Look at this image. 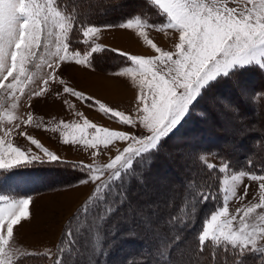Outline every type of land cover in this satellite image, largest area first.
<instances>
[{
  "label": "snow or ice",
  "instance_id": "1",
  "mask_svg": "<svg viewBox=\"0 0 264 264\" xmlns=\"http://www.w3.org/2000/svg\"><path fill=\"white\" fill-rule=\"evenodd\" d=\"M149 2L158 10L159 15L167 18L166 25L152 23L143 14H135L118 25H105L106 28L133 30L134 35L155 53L131 54L120 49H110L134 65L116 75L131 76L133 84H136L137 115H128L103 103L94 102L92 106H98L99 113L110 117L121 127L112 129L98 125L87 117L82 123L60 122L63 128L72 129L70 133L62 134L64 144L81 145L92 150L90 155L93 159L97 149L101 150V154H110L112 150L116 152L103 168L83 162L69 165L82 173L80 185L94 186L86 199V206L95 202L96 208L77 229L88 264H96L94 257L106 255L104 241L116 235L119 224H126L130 228L142 226L153 234L159 254L163 256L167 253L178 238L171 235L174 218L157 221V204L150 202L152 193L137 192L132 185L141 189L148 188L149 177L153 175L151 162L159 157L167 139L216 83L235 79L251 68L264 72V0ZM164 27L178 33L174 51L159 47L148 35L147 29L159 31ZM100 31V26L94 24H74L72 18L64 15L57 6V0H0V92L9 94L13 101L18 99L17 93L25 95V89L34 82L30 66L36 59L44 62L36 67L46 66L49 71L45 73L40 90L27 95H46L54 82L64 85L63 79L58 80L63 68L71 67V62L91 67L89 58L105 51L100 44L90 43ZM79 45H88L89 50L84 51ZM236 83L239 86L238 80ZM63 92L85 102L94 101V98L71 87L65 86ZM242 95L247 93L242 90ZM64 104H68V101H64ZM16 106L13 103L12 107ZM221 106L238 123H242L237 107L228 102H221ZM74 115L83 116L80 112ZM16 120L15 116L8 115L7 123L12 126L0 129V170L10 171L36 164H68L35 136L21 129V123H31V114L20 122ZM252 130L245 127L243 133ZM13 132L18 138L29 142L28 149H22L9 139ZM120 144L125 146L121 149ZM32 146L37 150L35 153ZM198 159L206 170V176L202 179L207 184L217 165L208 162L205 155H200ZM219 159L223 161L219 172H227L229 163L223 157ZM247 163L254 165L251 160ZM109 171L110 175L105 180L103 177ZM122 171L127 173L126 181ZM244 178L251 182L259 181L257 190L260 199L258 203H247L237 208L235 214H232L228 207L230 198L236 197L243 201L249 197L252 184L244 183ZM117 180L121 183L116 184ZM158 183L164 186L168 181L159 177ZM238 185L242 186V195L239 196ZM186 187H191V181ZM222 192L221 206L204 219L198 236L200 245L206 242L225 244L240 254L245 250L262 251L258 247L257 237L264 240V212L257 210L264 209V172L235 171L224 178ZM191 195L205 204L212 199L211 193L198 190L192 191ZM32 203L31 197L9 200L0 196V264H13L12 253L6 249H10L14 239V226L23 227L22 221H31ZM113 217L116 219L113 220ZM66 235L75 236L77 233ZM127 235H134V232L130 231ZM111 243L114 241L109 246ZM53 264H63V261L57 257Z\"/></svg>",
  "mask_w": 264,
  "mask_h": 264
},
{
  "label": "rangeland",
  "instance_id": "2",
  "mask_svg": "<svg viewBox=\"0 0 264 264\" xmlns=\"http://www.w3.org/2000/svg\"><path fill=\"white\" fill-rule=\"evenodd\" d=\"M134 1L135 3L138 2L137 0ZM139 2L141 3L140 0ZM146 2L147 6L143 8L141 4L133 6V9L130 7L131 14L127 18L135 14H143L152 23L166 25L167 18L159 15L158 10L150 4L149 0ZM108 4L111 5L107 6ZM131 4L129 0H57V6L64 15L72 18L74 24L100 26L101 31L92 38L90 43L93 45L100 44L105 51L95 53L89 58L91 67L75 65L74 62H71L72 66L63 68L58 75V80L63 79L65 84L52 83L49 86L50 91L40 97L27 95L32 91L40 90L45 73L49 71L46 66L36 67V65L44 63L36 59L34 64L30 66V74H34V82L25 89V95L17 93L18 99L13 101L9 94L0 92V114H3L0 116V129L12 126L7 123L8 115L15 116L16 122H20L22 119H27V116L31 114L33 120L28 125L21 123L22 130L35 136L45 147L55 152L64 161L73 164L89 163L93 164L94 167L103 168L109 162L110 156L116 155L115 150H112L110 154L107 152L101 154V150L97 149V155L93 159L90 155L92 150L81 145L63 143L62 134L70 133L72 129L63 128L60 122L82 123L83 119L87 117L98 125L119 129L121 126L117 122L99 113L98 106H92L94 102L103 103L128 115H137L135 97L138 88L136 84H133L131 76L116 75L121 70L134 67V65L110 49H120L131 54L154 55L155 53L143 43L142 39L134 35L133 30H124L118 27L109 29L105 27V25H109L108 23H84L89 19L88 17H91L90 15L97 17L98 15L112 16L115 14L114 12L128 9ZM77 5L79 6V17L74 10ZM126 19L110 25H118ZM147 32L159 47L166 51H174V44L178 42V33L175 30L164 27L159 31L147 29ZM131 40L136 42L135 46ZM79 47L84 51L89 50L88 45H79ZM41 55H43V50H41ZM249 70L253 71L252 68ZM106 77L114 78L117 84L121 85V91L107 95L95 88V84L100 81L97 79ZM240 77L239 86L236 85L233 89L225 90L226 93L222 88L216 86L207 91L203 96L204 100H200L201 102L174 131L175 134H171L170 138L167 139L159 157L154 158L151 162L153 175L149 177L148 188L141 189L135 184L132 185L137 192L149 191L152 193L150 202L157 204V221L174 218L175 224L171 229V235L178 238L175 240L176 248L173 246L169 251L176 264H221L220 257L226 258L222 264H229L230 258L234 261L230 264H262L259 257L256 256L260 251L248 252L245 250L243 254H240L225 244L214 245L211 242H206L205 245L201 246L198 239L204 219L220 207L223 202L224 178L239 170L264 172V108L259 107L257 112H263L259 115L250 107V104L243 107V112L239 111L242 123H238L235 117L231 113L225 112L221 106V102H228L238 108L241 89L247 93L245 96L250 101V97H255L256 94L263 92L262 89L264 88H261L260 83L258 87L256 86L254 77L252 79ZM65 86L83 92L86 96L94 98V101L85 102L64 93L63 88ZM220 90L221 92H217ZM64 101H68V104H64ZM13 103L17 105L15 108L12 107ZM76 112L82 113L83 116L76 117L74 115ZM245 127L253 128V130L244 134L243 129ZM192 128L196 129L192 130ZM210 132L219 134L218 137L220 138L216 139L217 142L227 143L223 144L222 148L211 147L216 149L215 151L208 149L210 146L201 138L208 137ZM9 139L14 144L21 146L22 149H28L30 146L25 139L18 138L15 132ZM124 146V144L119 145L121 149ZM231 148L238 154L236 155L230 150ZM32 151L33 153L37 151L34 146H32ZM209 153L211 155H207ZM40 154L42 155V153ZM200 155H205L208 162L217 165V169L208 178L207 184L202 179L206 176V170L203 163L198 159ZM220 157H223L230 165L227 172H219V167L223 163L219 159ZM249 160L253 161L254 165H249L247 163ZM135 163L136 161H134V165ZM110 171L105 173L103 177L105 180L108 179ZM5 172L7 171L0 170V177ZM78 172L79 177L76 180L38 192L24 194L0 189V196H5L9 200L31 197L33 201L30 205L31 221H22L23 227L14 226V239L11 241L10 249H6L12 253L13 264H53L57 257L62 259L63 264H88L87 256L82 249L83 241L80 239L77 229L79 224L95 210L96 203L86 206V199L94 186L91 184L80 185L79 180L82 178V173ZM122 177L126 181L127 173L122 171ZM159 177L166 178L168 183L161 186L158 183ZM190 181L191 187H186ZM243 182L252 184L249 197L243 201L231 197L228 207L232 214H235L237 208H241L247 203L259 202L260 193L257 190L259 181L251 182L244 178ZM120 183V180L116 181V184ZM35 184L37 183L34 182L33 185ZM195 190L211 193L212 199L206 204L198 202L191 195V192ZM67 192H71L70 195H73L74 199L69 201ZM237 195H242L241 185L237 186ZM36 196L38 197L36 198ZM133 199L135 200L137 197H133ZM82 209L85 210L82 211ZM257 211L264 212V209ZM112 219L115 220L116 217ZM257 222L259 223V221ZM111 223L112 220L109 221V224ZM118 229L122 230L121 224L118 225ZM119 230L114 237H109L104 241L105 250L110 242L115 241L114 238L118 235ZM143 231L147 235H152L145 229ZM74 232L77 235H66ZM125 232L122 231V233ZM257 240L258 247L263 250L264 240L259 237ZM155 246L154 250L157 249V244ZM113 247L114 245L111 243L110 248ZM130 258L131 256H127L118 262V258L114 257L111 263L131 264ZM94 259L96 264H105L110 260V257L102 254L94 257Z\"/></svg>",
  "mask_w": 264,
  "mask_h": 264
},
{
  "label": "trees",
  "instance_id": "3",
  "mask_svg": "<svg viewBox=\"0 0 264 264\" xmlns=\"http://www.w3.org/2000/svg\"><path fill=\"white\" fill-rule=\"evenodd\" d=\"M129 1H131L132 4L128 7V9H123L121 11L114 12L115 14H112V16H106V17L103 15H98V17L90 15L91 17H88L89 19L84 21V23L95 22L98 24H107V23L117 24L115 22L122 21L131 14L130 7H132L133 9V6H139L140 4L142 8L146 7L147 6L146 1L148 0H140L141 3L139 2V0H137L138 1L137 3H135L134 0H129ZM109 5L111 4H108L107 6ZM74 10L76 12V15L79 17L80 14L79 6L78 5L75 6ZM252 70L253 71L247 70L243 72L235 79L221 80L218 83H216L215 86L218 88H222L226 93L225 90L233 89L236 85H238L236 83V80H239L241 78L240 76H242L243 79L246 77L252 79L254 77L256 86L258 87L260 83L261 88H264V72L260 71L258 68H252ZM248 73L251 74L249 75ZM242 90L243 89H241L239 93L240 94L239 96L241 98L238 101V109L240 112H243L242 110L243 107L249 106V104L250 107H252V109L255 110V112H257V110L260 109L259 108L260 106L264 108V96L260 95V94H264V89H262L263 92L256 94L255 97L253 96L250 97L251 101L248 98H246L245 95H242ZM217 92H221V90ZM202 100L204 99L202 98ZM257 113L261 115L263 112H257ZM196 128H192V130H195ZM218 136L219 134L210 132L208 137L205 136L202 137L201 139L205 140L204 142L210 146L208 147V149L215 151L216 149L211 147L222 148L224 146L223 144L227 143V142L224 143L217 142L216 139L220 138ZM196 139L199 140L198 138ZM230 150H232V148ZM217 151L219 150L217 149ZM232 151L236 153V155L238 154L236 151L234 150ZM71 164L73 163L68 162L67 165L66 164H59V165L36 164V166L34 165L29 167L12 169L10 171L5 172L0 177V189L7 191H14V192H22L24 194H27L31 192H38L39 190L42 191L43 189H48L54 186L67 184L71 181L76 180V178L79 177L78 170H75L74 168L70 167L69 165ZM40 176H42L43 178ZM34 182H36L37 184L33 185ZM121 225H122V230L120 229L118 235L114 238L115 240L113 243L114 247L110 248V246H108V248L106 249V255L110 257V260L106 263L104 262L105 264H112L111 260L114 257H117L119 262L121 259L126 258L127 256H131L130 258L131 264H174L175 263L173 258L171 257V253L169 250L163 256H161L157 250H154L157 241L156 240L154 241L155 238L153 237V234L147 235L143 231L144 228L142 226L137 225L134 228H130L126 224H121ZM122 231H126V232L122 233ZM130 231L134 232V235H127V233H129ZM148 233L151 232L148 231ZM173 246H175L176 248V241H174ZM139 255H141L140 258H138ZM256 256H258L262 264H264V249L259 253H257ZM219 259L222 263L223 260H226V258L224 257H220ZM233 262L234 261L230 258V263Z\"/></svg>",
  "mask_w": 264,
  "mask_h": 264
},
{
  "label": "crops",
  "instance_id": "4",
  "mask_svg": "<svg viewBox=\"0 0 264 264\" xmlns=\"http://www.w3.org/2000/svg\"><path fill=\"white\" fill-rule=\"evenodd\" d=\"M109 29H111V28H109ZM117 31V30H116ZM114 32V31H113ZM133 40H131V42H132ZM133 44H136V42H132ZM123 48V47H122ZM97 80H100L99 81V83H97V84H95V88H97L101 93H104V94H114V92H116V91H121V85H118L117 84V82H116V80L114 79V78H111V77H106V78H101V79H97ZM106 83H110V86L112 87V88H115V90L114 89H111V88H108L106 85ZM112 84V85H111ZM109 85V84H108ZM106 86V88H104ZM117 93V92H116ZM46 193H48V192H46ZM69 195L70 194H72L71 192L70 193H68ZM41 195H43V194H41ZM41 195H38V196H41ZM38 196H36V198L38 197ZM68 198V197H67ZM67 202H69V201H67Z\"/></svg>",
  "mask_w": 264,
  "mask_h": 264
},
{
  "label": "bare ground",
  "instance_id": "5",
  "mask_svg": "<svg viewBox=\"0 0 264 264\" xmlns=\"http://www.w3.org/2000/svg\"><path fill=\"white\" fill-rule=\"evenodd\" d=\"M124 43V42H123ZM136 44H133V46H135ZM92 82V81H91ZM107 85V87L108 88H111V89H114L115 90V88H112L111 86H110V83H106ZM109 84V85H108ZM112 85V84H111ZM106 86L104 87V88H106ZM115 93V92H114ZM67 193H69V192H67ZM74 196H76V195H74ZM67 199H69V201H71L72 199H74L73 198V195H68V198Z\"/></svg>",
  "mask_w": 264,
  "mask_h": 264
}]
</instances>
